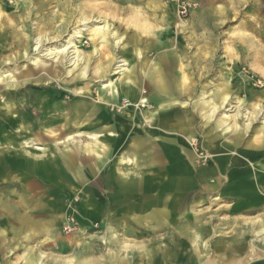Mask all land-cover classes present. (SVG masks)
Returning a JSON list of instances; mask_svg holds the SVG:
<instances>
[{
    "label": "rangeland",
    "instance_id": "obj_1",
    "mask_svg": "<svg viewBox=\"0 0 264 264\" xmlns=\"http://www.w3.org/2000/svg\"><path fill=\"white\" fill-rule=\"evenodd\" d=\"M181 2L188 5L186 17L178 14ZM160 6L169 8L174 16L169 31L180 42L176 47L186 68L176 90L164 88L176 87L175 82L147 74L149 65L158 70L153 52L158 43L133 50L134 34L155 23L152 20L162 13L157 9ZM198 7L199 0H0V73L6 77L0 86V105L7 102L13 108L10 116L0 114V218L10 216L0 219L1 226L19 228L13 220L16 212H34L35 223L48 222L53 228L48 242L67 248L64 264H119L126 259L140 263L149 255L153 238L169 240L167 234H142L143 223L122 217L120 209H132L134 203H119L112 215L117 202L108 210L103 208L108 204H102V211H98L102 198L95 200L96 194L101 195L98 188L68 186L64 177L46 181L20 177L21 170L42 175L60 169L67 173L69 168L77 176L73 182H81L78 170L84 165L95 168L93 162L79 165L78 154L85 151L93 157L99 151V138L108 133L118 136L117 142L123 139L115 148L116 159L125 157L136 168L154 164L157 170L149 171L151 177L155 171L160 179H188L187 185L151 186V194L159 188L162 196L168 191L173 199L170 189L176 190L177 196L180 192L187 195L182 205L195 204L199 212L235 204L224 199L218 202L221 195L238 201L258 197L257 192L249 196L246 187L230 186L226 168L231 161L239 166L264 164V158L248 162L249 155L264 146V0H240L239 15L202 38L190 21ZM98 20H106L114 35L107 31L95 34L94 21ZM65 47L67 53L54 56ZM129 51L133 60L129 74L138 85L137 104L115 87L102 86L107 80L122 84L117 62ZM77 57L76 65L69 63ZM36 62L47 67L34 66ZM11 76L16 77L14 82L9 80ZM165 95L177 104L172 112L177 121L175 132L168 131L172 124L166 126L164 134L156 126L153 131L161 132L160 136L147 138L144 131L165 113L159 112ZM142 99L147 101L145 105L138 104ZM208 104L215 106L213 114ZM236 113L240 117L236 118ZM140 139L143 145L134 148ZM231 149L235 157L228 156ZM29 153H46L51 160L47 164L26 156ZM67 156L70 163L65 166L62 159ZM143 171H135L136 177L148 174ZM60 182L63 185L57 184ZM203 182L211 195L207 203L196 204L202 193L193 191ZM219 183L222 189L216 188ZM117 191L132 195L130 200L142 205L141 186L128 185ZM85 192L87 201L82 197ZM189 195H193L191 200ZM175 208L177 205H172ZM47 258L53 257L44 255L39 264Z\"/></svg>",
    "mask_w": 264,
    "mask_h": 264
},
{
    "label": "crops",
    "instance_id": "obj_2",
    "mask_svg": "<svg viewBox=\"0 0 264 264\" xmlns=\"http://www.w3.org/2000/svg\"><path fill=\"white\" fill-rule=\"evenodd\" d=\"M238 5H240V0H199V7L191 13L190 21L196 27L200 38L213 35L227 21L239 15ZM157 9L162 10V13L155 15L156 21L151 19L155 23H150L141 34H134L136 45H134L133 50L137 46L147 49L148 46L158 43V49L153 51L154 57L158 59V70H151L152 66L149 65L151 68L147 74L164 76L165 79L171 80L170 83L175 82L174 85H177L176 87L165 86V89H180L182 85L181 76L186 71V68L182 66L183 57L181 51L176 47L180 42L175 40L170 34L174 16L169 8L165 6H160ZM156 22L165 23L160 25ZM147 52L150 53L152 51L148 50ZM124 59L128 60L130 64L133 62L130 51L125 53ZM130 78L132 86L138 90L135 79ZM166 84L168 85V82ZM157 89L161 91V86L159 85ZM167 97L166 95L164 96L161 106H171L172 110L164 111L163 117L159 116L155 120L153 119L151 123L155 122L156 125L149 126V130L144 131L147 138L153 135H156V137L160 136L161 132L153 131L156 126L164 134L167 131L166 126L172 124L171 129L168 131L175 132L172 130H174L177 121L172 112L177 107V104L171 102L174 99L169 100ZM168 101L171 103H167ZM112 134L114 133H108L109 136L106 138L101 137L99 141L97 139L98 146L96 149L99 151L93 157L87 156L85 151V154H81V152L78 154L79 165H82V161H84V164L93 162L95 168L93 170L84 165L82 170L79 169L78 178L82 180L81 182H73L77 176L69 168L66 169L67 173L60 169L54 173L47 172V174L42 175H30L21 170L22 175L20 177L35 178L41 181L55 177L59 180V177H64L68 186L73 183V185L84 188H98L101 195L96 194V202L99 197H102L100 198L101 204L98 211H102V204H108L107 206L103 205V208L108 210L110 206L117 202L112 208L114 211L111 212L112 215H115L117 207H120L119 203L121 205L122 203H125V205L134 203L132 209H120L123 213L126 212V214L122 213V217L132 218L136 224L143 223L140 232L142 234L159 236L167 234L170 237L167 240L168 242L165 240L160 242L161 239L158 236L153 238L152 242L154 243L149 248V255L141 258L139 260L140 263L133 261V259H126L119 264H264V234L258 233V224L264 225V208H262L264 200L244 197L238 201L235 198L221 195L218 198L222 199V201L219 200L218 202H224V199L225 202H235V204L228 209H216L213 211L206 209L199 212L198 206H195V204L186 203L182 205L183 196L186 198L187 195L180 192L177 196L178 192L176 190L170 189L175 195L173 199H171V194L168 191L162 196L159 188L151 194V186L164 188L174 187L178 183L187 185L188 179L174 176L170 178L163 176L164 178L160 179L159 175L152 171L154 172L153 176H156L154 178L149 173L151 169L157 170L154 164H147L144 168H136V166L129 164L131 162L126 161L125 157H122L121 160L116 159L114 156L117 149L115 148L121 145L123 139L117 142L118 136H113ZM142 145L143 142L140 139V141H135L133 147L137 149ZM215 148L213 149L215 150ZM26 156L38 159L44 163L51 160L46 153L39 156L29 153ZM20 158L23 157L20 156ZM62 163L66 166L70 163V157H64ZM170 168L168 169L172 171L173 169ZM141 170H145L142 173L146 172L148 174L140 178L139 176L136 177L135 171L141 173ZM57 184L63 185L62 182ZM205 184L202 187L195 186L199 189L193 192L200 191L202 193L200 198L196 197V204H199V202L205 204L209 201L211 194H207L209 188ZM128 185L141 186L140 201L142 205L137 206L134 201H131L130 197L132 195H121L117 191L119 188L127 187ZM216 188L222 189L220 183ZM125 192L126 190L121 191V193ZM87 194L86 192L83 193L82 197H85L83 201H87L86 197H89ZM189 197L191 200L193 195H189ZM18 201L22 202L21 198H18ZM111 203L112 205H110ZM213 203L216 204L217 202ZM172 205H177V208L173 210ZM186 206L188 210H186ZM258 206H261V208L257 209ZM15 215L16 217L13 220L16 221L17 225L19 224V228L0 225V264H21L22 262L24 264L26 261H30L32 264H39L43 260L44 255L53 258H47L42 261L43 264H64V252L67 251V248L62 244L48 242L49 237L54 235L53 228L48 225L49 223H35L34 212L22 210L16 212ZM6 217L9 218L10 216ZM6 217L3 216L2 218L6 219ZM117 217L120 218V216ZM207 218H210L209 222L205 220ZM19 219H21V223H17ZM247 219L250 221L245 223L244 220ZM27 251L30 253H27Z\"/></svg>",
    "mask_w": 264,
    "mask_h": 264
},
{
    "label": "bare ground",
    "instance_id": "obj_3",
    "mask_svg": "<svg viewBox=\"0 0 264 264\" xmlns=\"http://www.w3.org/2000/svg\"><path fill=\"white\" fill-rule=\"evenodd\" d=\"M94 23H95L94 24V26H95L94 33L95 34L96 33L101 34V32L103 33L104 31H107V33H109V34L111 33V35H114V31H113L114 29L111 27V25L106 20H98V21H94ZM119 41H120V39L116 42V44H119ZM67 44L69 45L70 41ZM70 48H73V46L69 47V49ZM69 49H66V47L63 48L62 50L60 49L58 51V53H56L54 56L55 57H57L58 55L60 56ZM78 61H79V59L77 57V58L71 59L69 61V63L73 62L72 65H76V63ZM117 63L118 64L116 67V71H117V73H120L119 76H120L122 84L120 85V83H119L116 85V82H114L112 80H107V81H105V83H103L102 86H104L103 88H110V89L115 87V89L118 90L121 94H124L126 97H128L131 100V102L136 103L138 101V99L137 98L135 99L134 96L138 97L139 94H138V90L134 89V87L132 86L133 84H132V81H131V78L129 75L130 62L126 59H123L122 61H118ZM39 64H40V62H36V63H34V66L38 65L37 67H43V68H44V66L47 67L46 65H39ZM5 78L6 77L3 76L2 73H0V86H1V83H3V80ZM15 78H16L15 76H11V78L9 80L14 82ZM143 93H144V90H143ZM227 100H228V98L224 97L223 102H226ZM146 102H147L146 100L142 99V101L138 102V104H144ZM206 103H208V102H206ZM126 104H127V101L125 100L124 105H126ZM11 105H8L7 102H5V104H3V105H0V114L4 115L5 117L10 116L11 115L10 111L13 110ZM208 108L210 109L212 114L215 112V106H213L212 104H208ZM170 110H172L171 106L162 107L159 110V112H164V111L166 112V111H170ZM142 116H143V114H142ZM235 117L238 118V117H240V115L238 113H236ZM13 121L15 122V120H13ZM223 124H225V122H223ZM259 147H261L260 149L258 148L261 151L257 150V151L252 152L251 155H249L250 157L248 158V162H251L252 160H262L264 158V146H259ZM234 152L235 151H233V149L229 150L228 156L229 157H235V155L233 154ZM253 165H254V163H246L245 166L244 165L239 166V164H237L236 162L231 161L230 164L228 165L229 167L226 168V179H227L226 182L229 183L230 186L235 185L237 187H246V190L248 191L249 196L253 195L252 192H257L258 200L260 199L261 201H263L264 200V164L256 165V166H253ZM218 199L219 198H217L216 200H218ZM260 208H261V206H258L257 209H260ZM262 208H264V206ZM252 211H253V209H252ZM258 233L264 234V225L263 224H258Z\"/></svg>",
    "mask_w": 264,
    "mask_h": 264
},
{
    "label": "built area",
    "instance_id": "obj_4",
    "mask_svg": "<svg viewBox=\"0 0 264 264\" xmlns=\"http://www.w3.org/2000/svg\"><path fill=\"white\" fill-rule=\"evenodd\" d=\"M188 13H189L188 5L183 2L179 3L178 14L182 15L183 17H186Z\"/></svg>",
    "mask_w": 264,
    "mask_h": 264
}]
</instances>
